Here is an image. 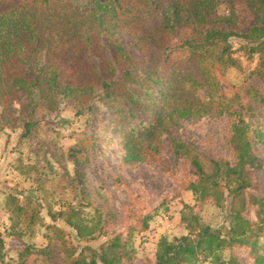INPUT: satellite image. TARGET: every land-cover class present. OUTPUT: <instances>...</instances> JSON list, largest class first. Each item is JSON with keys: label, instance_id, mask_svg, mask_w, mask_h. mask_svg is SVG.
Listing matches in <instances>:
<instances>
[{"label": "trees", "instance_id": "obj_1", "mask_svg": "<svg viewBox=\"0 0 264 264\" xmlns=\"http://www.w3.org/2000/svg\"><path fill=\"white\" fill-rule=\"evenodd\" d=\"M232 1L32 0L0 11V135L20 128L23 136H30L39 117L65 105H73L77 114H91L101 102L117 125H129L120 128L124 165L157 163L164 145L161 136L167 134V148L176 159L188 161L197 178L186 190L200 203L212 201L226 209L231 226L218 229L186 206L190 211L183 212L182 221L188 235L173 241L161 238L155 264H244L235 255L224 257V251L236 248L248 250L252 264H264V191L254 193L258 181L253 178L254 173L264 174L255 153V145L264 144V113L258 127L250 124L256 108L264 107V95L250 85L229 96L221 86L228 70L241 68L237 53L260 55L264 68V0H248L255 25L241 32L235 30V17L213 18L221 3ZM221 22L227 30L218 26ZM184 27L191 33L176 40ZM120 34L133 38L139 54L152 56V61L140 64ZM178 51L187 53L188 60L170 62ZM162 62L170 67L164 69L167 75L160 72ZM17 100L22 104L13 116ZM205 117L233 119L232 160L206 156L194 144L170 136L182 121ZM77 175L71 185L85 200L84 173L78 170ZM250 208L255 219L246 216ZM23 212L20 206L11 212L12 235L21 242L18 258L6 260L0 233V264H38V257L44 259L41 264H58L60 255H65L64 264L136 261L135 228L111 236L98 248L81 245L106 234L98 209L89 215L71 204L65 211H50L52 221H61L79 241L77 247L63 242L60 249L52 242L44 249L22 242L18 227ZM152 219L144 217L139 232H146Z\"/></svg>", "mask_w": 264, "mask_h": 264}, {"label": "rangeland", "instance_id": "obj_2", "mask_svg": "<svg viewBox=\"0 0 264 264\" xmlns=\"http://www.w3.org/2000/svg\"><path fill=\"white\" fill-rule=\"evenodd\" d=\"M29 1L32 0H2L0 11ZM213 15V18L220 19L235 17L237 32L255 25L248 0L223 2L214 10ZM218 26L223 30L228 29L224 22ZM191 31L186 27L180 28L175 34L176 40L184 38ZM120 37L131 52L136 54L140 64L147 66L152 61V56L139 54L133 38L124 34H120ZM87 58H84V63ZM188 58L187 53L178 51L172 54L170 62H183ZM235 58L241 68L228 70L221 83L222 89L232 96L236 91L252 85L264 95L261 56L248 57L240 52ZM160 66V72L167 75L168 71L164 72V69L170 67L165 68L163 62ZM97 103L91 114L86 111L77 114L73 105H65L60 111L39 117L30 136H23L20 128H8L0 135V233L6 243V260H16L18 247L21 246V242L12 235L11 212L18 206L24 208L18 227L24 234L21 241L39 249L48 247L50 242L59 249L63 242L69 247L79 246L75 232L61 221H52L50 211H65L71 204H77L78 208L89 215H94L98 209L103 216L106 234L96 240L82 242L81 245L98 248L111 236L119 233L126 235L130 228H135L133 242L137 257L134 264H155L161 238L173 241L188 235L182 221L183 212L190 211L186 206H190L206 225L218 229L231 226L226 209L217 207L212 201L200 203L191 191L186 190L197 178L191 164L184 159H176L167 148L169 135L161 136L164 145L157 163L143 161L131 166L124 165V138L120 128H128L129 125H117V120L107 107L101 102ZM21 104L18 100L13 102V116L17 115ZM2 113L3 108L0 106ZM263 113L264 107L258 106L256 118L250 120L252 128L262 123ZM232 124L233 119L230 118L205 117L182 121L178 128L171 131L170 136L194 144L206 156L232 160ZM144 125H147L146 121ZM73 152L81 153L74 156ZM255 153L264 164V144L257 143ZM78 170L84 173L87 195L78 190L85 195V200L77 195L75 184L71 185L75 176H78ZM253 178L258 181L254 193H263L264 174L254 173ZM147 215H153L149 229L139 232L142 219ZM246 216L255 219V209L250 208ZM53 226L60 231L53 229ZM223 254L226 259L235 255L244 264L253 262L248 250L243 248L226 250ZM63 257L65 255L56 259L58 264H64L66 260ZM38 259V264L44 260L40 257Z\"/></svg>", "mask_w": 264, "mask_h": 264}]
</instances>
